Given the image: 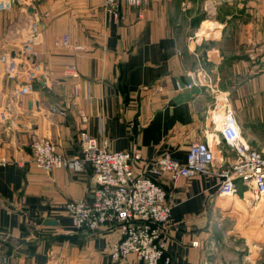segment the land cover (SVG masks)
<instances>
[{
  "label": "crops",
  "instance_id": "1",
  "mask_svg": "<svg viewBox=\"0 0 264 264\" xmlns=\"http://www.w3.org/2000/svg\"><path fill=\"white\" fill-rule=\"evenodd\" d=\"M0 2L7 4L0 6V264H145L135 254L112 259L117 225L80 231L65 212L69 201L93 199L90 164L52 173L32 164L37 139L80 156L84 115L100 145L139 153L134 170L145 175L158 158L185 163L192 143L213 140L211 174L153 178L172 206L164 230L172 264H221L210 259L218 248L208 242L221 212L237 202L222 203L218 174L238 155L211 117L228 96L245 141L264 151V0H152L144 7L123 0L118 20L105 0ZM64 36L70 46L56 45ZM8 56L25 68L18 79L7 76ZM72 67L78 77L67 73ZM196 71L205 84L177 90Z\"/></svg>",
  "mask_w": 264,
  "mask_h": 264
},
{
  "label": "built area",
  "instance_id": "2",
  "mask_svg": "<svg viewBox=\"0 0 264 264\" xmlns=\"http://www.w3.org/2000/svg\"><path fill=\"white\" fill-rule=\"evenodd\" d=\"M122 1L105 0L106 9L116 20L119 19ZM125 1L133 7H141L151 0ZM56 45L70 46V38L64 36ZM67 73L78 77L75 67ZM189 77L190 81L185 85L176 83L177 90H190L203 86L206 82L200 72L191 73ZM22 91L29 93L28 87H23ZM53 111L65 114L59 108H54ZM211 118L223 141L238 155V162L233 169L218 174L222 179L219 193L230 196L237 194L238 179L248 183L256 195L264 196V154L252 150L245 141L228 96L220 101ZM87 123V117L82 116L79 131L82 151L80 156L65 157L58 152L53 140L37 139L31 145L32 164L47 173L62 169L81 172L90 164L96 183L93 199L90 202L73 200L65 204V211L72 219L75 229L94 231L117 225L120 240L110 247L114 261H121L128 255L135 254L146 264L168 263L162 231L171 221L172 206L168 203L167 192L153 176L168 175L172 181L177 182L184 178L211 174L217 159L213 140L192 143L185 163L168 155L158 158L153 162L151 175H145L134 170L133 163L141 160L139 153L111 151L106 141L100 145L89 133Z\"/></svg>",
  "mask_w": 264,
  "mask_h": 264
},
{
  "label": "rangeland",
  "instance_id": "3",
  "mask_svg": "<svg viewBox=\"0 0 264 264\" xmlns=\"http://www.w3.org/2000/svg\"><path fill=\"white\" fill-rule=\"evenodd\" d=\"M150 2L147 5H149ZM4 63L8 66L10 71L7 72V76L9 77L10 75V79H18L19 69L18 66H16L17 62H11L10 56H8ZM198 72L204 74L202 71H196L193 72V74H198ZM204 77L206 78L205 75ZM229 100L232 104V100L230 98ZM252 150L264 154V151H262L261 148H253ZM220 181H222V179H220ZM236 186L238 193L231 196L227 195L225 197H222L219 193L218 187V194L222 203L229 204V202H231V204H234L235 201L237 204L234 209L232 207V210H228V213L226 212L227 214L221 212V215L216 220V223H214V234L208 243L209 245L215 244L218 250H211L215 252V254L210 252V259L221 264H231L232 262L241 264H264V196L261 197L256 195V193L249 188L248 183L242 182L238 185L236 184ZM170 222L166 225V227L170 224ZM164 230L165 229L162 231V238L165 243V258L169 259V262L166 264H172L171 257L166 253Z\"/></svg>",
  "mask_w": 264,
  "mask_h": 264
},
{
  "label": "bare ground",
  "instance_id": "4",
  "mask_svg": "<svg viewBox=\"0 0 264 264\" xmlns=\"http://www.w3.org/2000/svg\"><path fill=\"white\" fill-rule=\"evenodd\" d=\"M7 4L5 2H0V6H6ZM225 196H227L226 194H223Z\"/></svg>",
  "mask_w": 264,
  "mask_h": 264
},
{
  "label": "water",
  "instance_id": "5",
  "mask_svg": "<svg viewBox=\"0 0 264 264\" xmlns=\"http://www.w3.org/2000/svg\"><path fill=\"white\" fill-rule=\"evenodd\" d=\"M24 69H25L24 67H21V68L19 67V70L22 72L24 71Z\"/></svg>",
  "mask_w": 264,
  "mask_h": 264
}]
</instances>
